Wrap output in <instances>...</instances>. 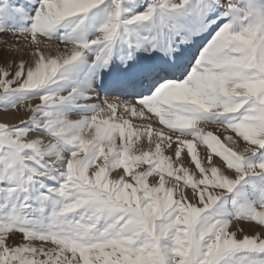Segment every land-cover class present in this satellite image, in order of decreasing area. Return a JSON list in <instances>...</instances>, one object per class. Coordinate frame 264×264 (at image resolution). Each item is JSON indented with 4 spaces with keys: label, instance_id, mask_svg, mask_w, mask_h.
Masks as SVG:
<instances>
[{
    "label": "snow or ice",
    "instance_id": "6c2138e0",
    "mask_svg": "<svg viewBox=\"0 0 264 264\" xmlns=\"http://www.w3.org/2000/svg\"><path fill=\"white\" fill-rule=\"evenodd\" d=\"M0 112V264H264V0H0Z\"/></svg>",
    "mask_w": 264,
    "mask_h": 264
},
{
    "label": "bare ground",
    "instance_id": "6f19581e",
    "mask_svg": "<svg viewBox=\"0 0 264 264\" xmlns=\"http://www.w3.org/2000/svg\"><path fill=\"white\" fill-rule=\"evenodd\" d=\"M22 115L23 113L14 114L12 112H9L5 114V113L0 112V121L15 122L16 119H18V117Z\"/></svg>",
    "mask_w": 264,
    "mask_h": 264
},
{
    "label": "rangeland",
    "instance_id": "374dc122",
    "mask_svg": "<svg viewBox=\"0 0 264 264\" xmlns=\"http://www.w3.org/2000/svg\"><path fill=\"white\" fill-rule=\"evenodd\" d=\"M13 3L17 4V5H23L25 3H27V0H13ZM13 21H9V23H12ZM36 101H33V103H35Z\"/></svg>",
    "mask_w": 264,
    "mask_h": 264
}]
</instances>
